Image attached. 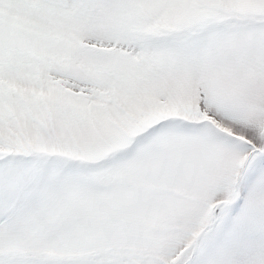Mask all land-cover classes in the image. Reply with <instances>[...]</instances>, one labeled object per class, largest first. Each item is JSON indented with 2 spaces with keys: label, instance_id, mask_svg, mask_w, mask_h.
Instances as JSON below:
<instances>
[{
  "label": "snow or ice",
  "instance_id": "1",
  "mask_svg": "<svg viewBox=\"0 0 264 264\" xmlns=\"http://www.w3.org/2000/svg\"><path fill=\"white\" fill-rule=\"evenodd\" d=\"M0 264H264V0H0Z\"/></svg>",
  "mask_w": 264,
  "mask_h": 264
}]
</instances>
